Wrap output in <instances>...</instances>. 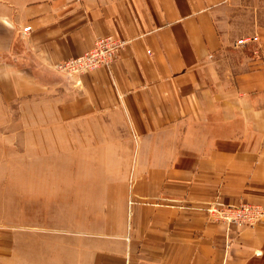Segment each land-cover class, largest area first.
I'll return each instance as SVG.
<instances>
[{
	"label": "crops",
	"instance_id": "0c3cea01",
	"mask_svg": "<svg viewBox=\"0 0 264 264\" xmlns=\"http://www.w3.org/2000/svg\"><path fill=\"white\" fill-rule=\"evenodd\" d=\"M230 5L0 2V107H33L62 139L63 177L55 165L49 176L67 199L54 263L264 264V218L226 225L208 211L264 207V29L230 62ZM107 35L122 42L114 62L56 70ZM12 245L0 226V254Z\"/></svg>",
	"mask_w": 264,
	"mask_h": 264
},
{
	"label": "rangeland",
	"instance_id": "374dc122",
	"mask_svg": "<svg viewBox=\"0 0 264 264\" xmlns=\"http://www.w3.org/2000/svg\"><path fill=\"white\" fill-rule=\"evenodd\" d=\"M230 3L226 28L232 40L257 35L259 29H264V0H230ZM232 49L226 54L230 62L254 52L253 48L246 51L241 46ZM34 110L31 107L29 111L26 104L0 107V226L11 228L13 236L10 251L0 254V264H56L53 222L66 221L67 214L57 213L56 208L65 212L67 199L51 193L49 177L55 166L56 173L63 177L61 135L49 133L51 128L44 119H35ZM70 136L72 139L76 134ZM71 161L72 172H77V162ZM82 203L78 198L75 204ZM39 240L40 243L44 240L45 248H37ZM28 244L32 245L29 250Z\"/></svg>",
	"mask_w": 264,
	"mask_h": 264
},
{
	"label": "built area",
	"instance_id": "2783aa9c",
	"mask_svg": "<svg viewBox=\"0 0 264 264\" xmlns=\"http://www.w3.org/2000/svg\"><path fill=\"white\" fill-rule=\"evenodd\" d=\"M24 31L29 30V26L23 27ZM257 35L241 36L236 41V46H248L258 43ZM122 47V42L112 36L98 38L94 41L93 47L77 57L65 59L64 62L56 66V70L68 75H80L82 72L92 71L101 66H108L114 62L118 51ZM257 49V48H256ZM212 217L226 225L234 224H256L264 218V207L260 204L255 205L244 202L237 206L222 208H209Z\"/></svg>",
	"mask_w": 264,
	"mask_h": 264
}]
</instances>
